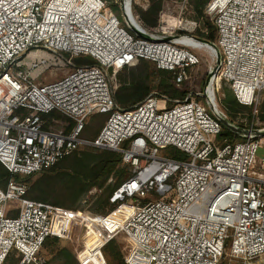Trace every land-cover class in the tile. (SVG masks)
I'll use <instances>...</instances> for the list:
<instances>
[{
	"label": "built area",
	"instance_id": "built-area-1",
	"mask_svg": "<svg viewBox=\"0 0 264 264\" xmlns=\"http://www.w3.org/2000/svg\"><path fill=\"white\" fill-rule=\"evenodd\" d=\"M133 1L121 0L125 28L104 0H0V164L12 175L0 188V264L11 252L18 264H45L39 256L44 242L66 232L59 209L27 198L28 185L15 177L39 175L85 148L120 153L131 176L110 198L114 212L87 218L84 234L97 229L106 237L88 241L78 264H108L103 248L119 234L131 244L125 264H251L264 256V160L256 170L264 138L250 133L216 145L221 119L227 120L216 97L223 82L240 105L258 114L264 0H210L205 14L216 27L214 43L190 34L195 22L143 27ZM200 48L217 61L206 96H199L204 103L188 94L167 108L168 100L155 94L128 110L117 106L111 70L146 61L170 72L180 87L200 64L193 52ZM39 49L96 64L35 83L18 65ZM53 114L71 123L55 131L46 121ZM96 114L107 121L86 140L85 121ZM232 125L264 131L246 119ZM168 148L186 159L159 156Z\"/></svg>",
	"mask_w": 264,
	"mask_h": 264
},
{
	"label": "trees",
	"instance_id": "trees-1",
	"mask_svg": "<svg viewBox=\"0 0 264 264\" xmlns=\"http://www.w3.org/2000/svg\"><path fill=\"white\" fill-rule=\"evenodd\" d=\"M104 1L106 2L107 0ZM109 1L111 2L112 0ZM117 1L121 2V0ZM208 1L190 0L196 19L204 18V8ZM110 6L115 8L113 3ZM160 10L161 1L151 0V5L146 12L136 9V11L134 10V15L138 17L143 27L153 28L157 25ZM204 26L207 34H202L199 40L214 43L216 40L215 25L205 21ZM77 59H79L78 66L96 64V61L90 57H80ZM129 71L132 72V79L127 82L120 80V87L114 94L115 103L123 110L131 109L142 102L154 89L169 99L182 100L186 95V93L180 92L175 88L171 82L172 74L170 72L157 70L156 67H152L146 61H140L136 67L130 68ZM155 80H158L157 83L151 85V82ZM221 104L232 122L245 117L248 124L256 119L264 123V92L262 93V103L256 117L253 115V108L240 105L230 89H224V99L221 100ZM90 118L97 121V128L93 133V139H95L100 129L106 123L108 116L96 114ZM240 128L246 129L244 125H240ZM241 139L242 137L237 136L223 126L219 136H217L216 145H221L225 140L232 143ZM86 150H93L94 152H85ZM173 157L179 160L186 159L182 153L176 150H174ZM36 176L37 178L34 180ZM130 176L129 167L123 164L120 153L85 148L74 152L54 167L39 175L22 179L16 176L15 178L29 185L27 198L66 210H78V205H80L83 196L93 188L103 189L104 197L96 202L93 211L108 216L112 212L107 215L105 209L109 208L110 211H113L116 207L109 203L110 196ZM11 178L12 175L0 164V188L5 189ZM41 252L48 259L45 262L46 264H78V260L72 251L62 246V241L56 237L48 238L44 242ZM103 253L108 264H125V257L114 240L109 241L104 246ZM19 259V257H16L15 252H11L7 264H18Z\"/></svg>",
	"mask_w": 264,
	"mask_h": 264
},
{
	"label": "rangeland",
	"instance_id": "rangeland-1",
	"mask_svg": "<svg viewBox=\"0 0 264 264\" xmlns=\"http://www.w3.org/2000/svg\"><path fill=\"white\" fill-rule=\"evenodd\" d=\"M160 1H161V10L159 11L158 14L157 25L153 28H157L158 25H160L163 21L169 22L171 26H180L185 22H195L198 24V27L195 31L191 32L190 34L194 36L196 39H201L202 34H207L206 28L204 26L205 21H208L210 24L214 25L213 21L205 14L206 6L204 8V18L198 20L196 19V15L191 6L190 0H160ZM106 3H107V7L119 18L122 26L126 28V26L124 25L125 20L123 16V9L121 6V2H118L117 0H112L110 2L109 0H107ZM111 3L114 4L115 8H112L110 6ZM150 5H151V0H134L132 4L133 11L134 10L136 11V9H140L144 12H146L149 9ZM153 28H149V29H153ZM176 33L175 35H180L182 32L177 31ZM193 52L198 56L200 60V64L189 70L188 81H186L180 87H175V88L180 92L186 93L184 98H186L188 94H192L195 99L200 100L202 98L199 96L204 94V89L206 88L207 80L209 77H211V74L214 70V66L216 65L217 61L214 54L206 48L195 49ZM42 60H44L46 64L41 63ZM78 61L79 59L74 58L69 54H63V53L54 54L44 49H39L36 51H31L28 56H25L18 65V70L27 71V72L29 71L31 78L35 80V83L50 84L62 79L64 76L70 73L73 68L79 67L77 65ZM148 63L152 67H155L153 63L150 62ZM34 64H38L40 66H38V68L34 70L33 69ZM137 65L130 68H134ZM130 68H126L118 72H114L112 70L109 72V79L114 94L115 91L120 87V80L127 82L132 79V72L129 71ZM157 81L158 80L152 81L151 85L152 84L155 85ZM224 89L231 90L228 84H226L225 82L222 83L221 89L219 93L216 95L217 103L219 106L218 112L224 115L227 118V120L234 125H236L237 122L245 121V117L239 118L238 120H236L237 122L236 121L232 122L228 118L227 113L221 104V100L224 99ZM155 94L160 95L161 97L166 98L168 100L166 105L167 108H171L172 106H174L175 101L179 100V99H169L167 96L162 95L161 92H159L156 89L152 90L148 96L151 95L153 96ZM201 102L204 103V100L202 99ZM261 103H262V95L260 96L259 99L257 111H259ZM46 121L47 124L51 125L53 127V130L55 131H58L62 125H68V123L69 124L71 123L70 120L64 118L60 114H53L50 116V118L46 119ZM254 122L258 130H264L263 122L257 119ZM96 128H97V121L94 120L93 118H88L85 121V130L83 131L81 137L86 140H92L93 133ZM92 151L93 150H86L85 152H92ZM173 155H174V149L172 148L159 151V156L161 157L172 158ZM261 160H264V148H259L256 153V162H257L256 170L259 173H260V169L258 166ZM36 178L37 176L34 177V180ZM103 197H104L103 189L100 190L97 188H93L85 196L82 197L80 205H78L79 206L78 210H66L56 207L57 209H59V220L62 226L65 228L66 232L64 236L61 237L54 236V237L59 238L62 241V246H65L69 250H71L77 260L81 257L82 252L86 249V243L88 241L91 240L93 243L95 242L99 244L106 237L104 235H100L97 229H93V233L91 235L86 236L84 234L86 227L89 224V222L87 221L88 217H94L96 215H104V216L106 215V214H99L93 211L96 202H98ZM110 198H109V203H110ZM10 204L11 206L18 205L17 202H11ZM114 211L115 209L113 211H110L109 208L105 209L107 215ZM113 240L119 246L123 256L125 257L131 249L130 242L122 234H119ZM39 256L45 262L46 260L48 261L45 255H43V252L39 253ZM251 264H264V256L261 257L260 262L256 263V261H253Z\"/></svg>",
	"mask_w": 264,
	"mask_h": 264
},
{
	"label": "water",
	"instance_id": "water-1",
	"mask_svg": "<svg viewBox=\"0 0 264 264\" xmlns=\"http://www.w3.org/2000/svg\"><path fill=\"white\" fill-rule=\"evenodd\" d=\"M130 20H132V23L134 22L133 18H131ZM209 82H210V77L207 80L206 88L204 89L203 96H206L207 85H208ZM221 123H222V125L225 128L229 129L231 132L235 133L239 137H244V136H247L250 133H253V134H257V135H259V136L264 138V131L263 132H258V131H252L251 132L249 130H245V129H242L240 127L233 126L231 123H229L227 120H224V119H221Z\"/></svg>",
	"mask_w": 264,
	"mask_h": 264
},
{
	"label": "crops",
	"instance_id": "crops-1",
	"mask_svg": "<svg viewBox=\"0 0 264 264\" xmlns=\"http://www.w3.org/2000/svg\"><path fill=\"white\" fill-rule=\"evenodd\" d=\"M29 55V54H28ZM28 55H26V56H28Z\"/></svg>",
	"mask_w": 264,
	"mask_h": 264
}]
</instances>
